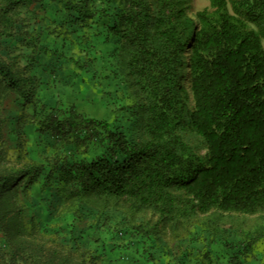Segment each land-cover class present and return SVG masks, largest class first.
<instances>
[{
  "label": "trees",
  "instance_id": "16d2710c",
  "mask_svg": "<svg viewBox=\"0 0 264 264\" xmlns=\"http://www.w3.org/2000/svg\"><path fill=\"white\" fill-rule=\"evenodd\" d=\"M1 1L0 39L15 35V7L45 0ZM51 1L114 40L112 65L142 126L130 138L109 119L74 106L38 115V77L28 63L18 70L0 55L1 82L25 109L32 105L38 130L53 147H72L73 157L49 161L46 180L62 200L130 199L175 223L213 210H264V0H208L203 8L195 0H99L100 9L96 0ZM183 130L200 136L206 152ZM92 144L102 151L88 155ZM44 169L35 161L0 174V264H86L57 235L54 246L39 244L38 219L17 211L20 181L39 182ZM197 257L213 263L210 250Z\"/></svg>",
  "mask_w": 264,
  "mask_h": 264
},
{
  "label": "rangeland",
  "instance_id": "374dc122",
  "mask_svg": "<svg viewBox=\"0 0 264 264\" xmlns=\"http://www.w3.org/2000/svg\"><path fill=\"white\" fill-rule=\"evenodd\" d=\"M208 4V0L194 2L196 8ZM101 6L105 4L96 0L95 7ZM11 12L17 20L15 35L0 39V55L18 70L28 63L38 77V115L74 106L86 116L109 119L130 138L139 136L142 126L112 65L114 40L103 27L94 21L84 23L59 1L18 6ZM22 102L0 76V174L35 161L45 164L40 181L28 186V179L20 181L14 195L17 211L38 219L39 244L47 240L54 246L58 236L73 246L71 256L86 264H200L198 251L202 256L207 250L212 264H231L235 258L239 264H264V210L254 214L213 210L175 223L130 199L62 200L46 179L57 158L74 155L72 147H53L50 136L38 130L32 105L25 109ZM182 134L206 152L200 136L188 130ZM101 151V146L92 144L88 155Z\"/></svg>",
  "mask_w": 264,
  "mask_h": 264
}]
</instances>
